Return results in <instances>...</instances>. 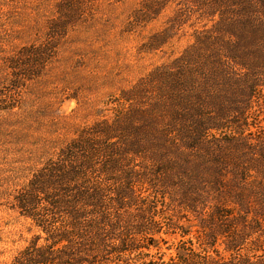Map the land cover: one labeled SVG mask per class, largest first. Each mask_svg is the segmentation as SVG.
<instances>
[{
	"label": "trees",
	"instance_id": "1",
	"mask_svg": "<svg viewBox=\"0 0 264 264\" xmlns=\"http://www.w3.org/2000/svg\"><path fill=\"white\" fill-rule=\"evenodd\" d=\"M101 1L125 2L54 3L38 38L3 62L0 110ZM167 10L143 52L184 26L191 42L36 161L14 209L38 235L9 264H264V0H137L125 33Z\"/></svg>",
	"mask_w": 264,
	"mask_h": 264
},
{
	"label": "rangeland",
	"instance_id": "2",
	"mask_svg": "<svg viewBox=\"0 0 264 264\" xmlns=\"http://www.w3.org/2000/svg\"><path fill=\"white\" fill-rule=\"evenodd\" d=\"M58 1L0 0V94L11 89L12 81L3 62L12 51L38 38ZM136 2L125 0L115 8L99 2L78 25L80 34L77 28L68 31L38 77L6 93V101L13 97L15 102L3 104L2 108L13 104L11 111L0 110V264H9L38 235L14 209V197L38 167L36 161L43 163L55 154L77 127L110 115L107 105L119 91L179 56L191 42L192 29L184 26L161 50L143 52L142 45L162 28L171 10L125 33ZM205 22L196 20L191 25L201 27ZM159 237L162 251L168 253L169 242L163 244L168 239Z\"/></svg>",
	"mask_w": 264,
	"mask_h": 264
}]
</instances>
